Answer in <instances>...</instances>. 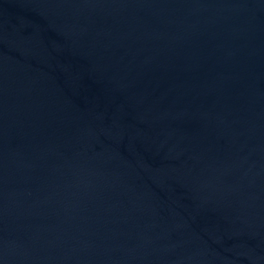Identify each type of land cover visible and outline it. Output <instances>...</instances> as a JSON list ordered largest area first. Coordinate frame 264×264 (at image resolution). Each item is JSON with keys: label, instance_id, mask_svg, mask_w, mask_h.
Instances as JSON below:
<instances>
[{"label": "water", "instance_id": "1", "mask_svg": "<svg viewBox=\"0 0 264 264\" xmlns=\"http://www.w3.org/2000/svg\"><path fill=\"white\" fill-rule=\"evenodd\" d=\"M0 264H264V0H0Z\"/></svg>", "mask_w": 264, "mask_h": 264}]
</instances>
